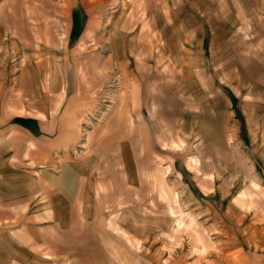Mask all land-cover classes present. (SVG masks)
Returning a JSON list of instances; mask_svg holds the SVG:
<instances>
[{"label":"rangeland","instance_id":"obj_1","mask_svg":"<svg viewBox=\"0 0 264 264\" xmlns=\"http://www.w3.org/2000/svg\"><path fill=\"white\" fill-rule=\"evenodd\" d=\"M217 1L0 0V111L28 115L31 133L57 149L30 168L60 173L57 201H78L81 241L87 230L106 240L109 260L94 245L98 264H136L150 244L163 262L192 244L196 260L228 264L245 257L227 237L264 226V188L220 201L199 187L210 183L198 172V152L213 155L220 134H207L203 147L196 99L175 92L181 65L195 62L166 50L165 38L175 49L181 38L170 21L212 23ZM263 10L242 28L260 52ZM208 56L201 65L220 74L222 63ZM202 159L206 167L214 160ZM42 197L37 191L30 201ZM247 258L264 263V253Z\"/></svg>","mask_w":264,"mask_h":264},{"label":"crops","instance_id":"obj_2","mask_svg":"<svg viewBox=\"0 0 264 264\" xmlns=\"http://www.w3.org/2000/svg\"><path fill=\"white\" fill-rule=\"evenodd\" d=\"M260 2L264 3L218 0L214 10H219V15L215 20L207 23L202 18L191 30L184 23H168L181 37L177 49L169 44L171 39L165 38L171 59L175 60L179 53L182 60L187 56L195 62L193 66L181 65L175 92L196 99L193 101L199 117L197 130L199 134L203 132V147L207 134H220L219 139L214 138L213 155L212 148L204 150V155L198 152V172L208 175L210 183L201 182L199 187L212 188L220 201L240 200L238 194L253 190L252 186L264 188V169L257 168L259 163L264 165V49H255L254 40L247 39L242 30L250 27L254 13L259 15L264 9L258 10ZM193 13L199 14L190 12ZM201 36L210 38L208 44L197 39ZM188 38H195L196 47L192 41L187 43ZM207 55L208 63H222L220 74L212 75L208 66L201 65ZM29 118L26 114L0 111V264H98L95 244H101V254L109 260L110 252L102 234L87 230L85 240L81 241L77 229L78 201H57L61 197L60 173L48 171L40 173L39 178V171L30 168L31 164L48 161L57 149L45 135L31 133ZM31 141L35 149L30 147ZM207 155L214 160L206 167L202 156ZM37 191L43 197L30 201ZM92 202L85 201L86 205ZM263 229L259 225L251 236L243 235L242 230L239 236H228L226 246L239 249L238 255L245 257L228 264H264L247 258V254L264 253ZM156 246L150 244L151 251L139 252L142 257L137 258L136 264H222L200 260V256L196 260L192 244L175 256L168 253L171 258L163 262ZM118 261L121 264V259Z\"/></svg>","mask_w":264,"mask_h":264}]
</instances>
